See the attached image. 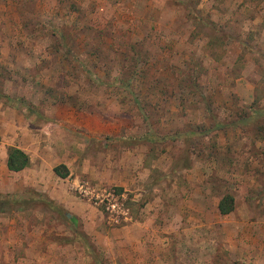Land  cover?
Here are the masks:
<instances>
[{"label": "rangeland", "instance_id": "rangeland-1", "mask_svg": "<svg viewBox=\"0 0 264 264\" xmlns=\"http://www.w3.org/2000/svg\"><path fill=\"white\" fill-rule=\"evenodd\" d=\"M3 143L0 264H264V0H0Z\"/></svg>", "mask_w": 264, "mask_h": 264}, {"label": "trees", "instance_id": "trees-1", "mask_svg": "<svg viewBox=\"0 0 264 264\" xmlns=\"http://www.w3.org/2000/svg\"><path fill=\"white\" fill-rule=\"evenodd\" d=\"M9 102H14L13 99L9 98ZM216 128H224L228 127L224 124H216ZM31 165L30 157L27 153L22 151L17 147H9L8 148V169L12 172H21ZM54 172L61 178H66L68 176L67 167L64 165L58 166L54 169ZM14 199H20V197L12 196V195H0V207L3 205H8L14 202ZM8 203V204H7ZM51 204V203H50ZM218 209L222 215L231 214L235 209V200L232 196L225 195L221 198ZM99 264H102V259L99 260L98 256H94Z\"/></svg>", "mask_w": 264, "mask_h": 264}, {"label": "crops", "instance_id": "crops-1", "mask_svg": "<svg viewBox=\"0 0 264 264\" xmlns=\"http://www.w3.org/2000/svg\"><path fill=\"white\" fill-rule=\"evenodd\" d=\"M9 147H17V148L21 149L22 151H24L25 153H27L26 152L27 150L25 149L24 146H21V145H11V146H7L5 143H3L0 146V178H5L6 176H8L9 173H12V174H20V173H23L24 171H26L27 169H29V168H27V169H25V170H23L21 172H12V171H10L8 169V148ZM30 160H31V158H30ZM31 164H32V160H31ZM219 202L217 204V209H218ZM218 212H219L220 215H222L220 213L219 209H218ZM263 237H264V234H262V238Z\"/></svg>", "mask_w": 264, "mask_h": 264}, {"label": "built area", "instance_id": "built-area-1", "mask_svg": "<svg viewBox=\"0 0 264 264\" xmlns=\"http://www.w3.org/2000/svg\"><path fill=\"white\" fill-rule=\"evenodd\" d=\"M106 209L112 217H115L117 219H119L120 216L127 217L128 215V210L123 208V206L119 205L117 202L108 204Z\"/></svg>", "mask_w": 264, "mask_h": 264}]
</instances>
